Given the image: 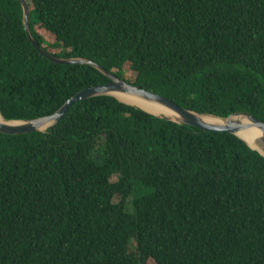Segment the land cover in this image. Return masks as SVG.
I'll use <instances>...</instances> for the list:
<instances>
[{
  "label": "trees",
  "instance_id": "16d2710c",
  "mask_svg": "<svg viewBox=\"0 0 264 264\" xmlns=\"http://www.w3.org/2000/svg\"><path fill=\"white\" fill-rule=\"evenodd\" d=\"M27 1L52 54L97 61L199 113L264 120V0ZM110 81L46 58L22 3L0 0L6 119L54 114ZM151 260L264 264V155L113 95L74 103L47 131H0V264Z\"/></svg>",
  "mask_w": 264,
  "mask_h": 264
},
{
  "label": "water",
  "instance_id": "95a60500",
  "mask_svg": "<svg viewBox=\"0 0 264 264\" xmlns=\"http://www.w3.org/2000/svg\"><path fill=\"white\" fill-rule=\"evenodd\" d=\"M24 8V23L25 28L28 33L29 39L35 45V47L43 54L46 58L58 64H90L101 70L105 75L111 80L107 83L97 84L95 86L83 89L76 95L71 97L58 111L54 114L46 115L38 118L28 119V120H8L2 114L0 118V131L7 134H25L36 131H47L50 127L58 124L61 119L65 116L71 105L78 101L90 99L100 95H113L119 98L121 101L126 102L131 105L133 103L127 102L121 99L117 93H125L139 96L145 100L155 102L158 105L164 106L173 112L180 115L181 119H175L169 115L156 114L150 112L142 106V109L170 120H174L179 123L189 124L192 126L199 127L206 131H218V132H229L238 135L244 139L253 149L260 151L264 155V120L258 118L251 112H236L229 116H219L215 114H203L196 112L194 110L188 109L175 100L164 96L162 94L156 93L154 91L148 90L146 88L134 85L128 82L126 79L121 78L114 72L110 71L107 67L101 63L94 61L85 57H71L65 58L52 54L46 50L35 38L32 28H31V8L27 0H19ZM204 116H215L220 119V122H209ZM252 128H258L261 130V136L259 138L250 136L252 138L247 139L241 133L248 131ZM259 144L260 147L253 145L254 143Z\"/></svg>",
  "mask_w": 264,
  "mask_h": 264
},
{
  "label": "bare ground",
  "instance_id": "6f19581e",
  "mask_svg": "<svg viewBox=\"0 0 264 264\" xmlns=\"http://www.w3.org/2000/svg\"><path fill=\"white\" fill-rule=\"evenodd\" d=\"M117 95L121 99H123L127 102H130V103H133L135 105L142 106L145 109L149 110L150 112H153L156 114L169 115L175 119H181L180 115H178L177 113L173 112L172 110H170L164 106L158 105L155 102L148 101V100H145L139 96L131 95V94L117 93ZM0 118H2L1 112H0ZM204 118L209 122H220V119L215 117V116H204ZM241 134L250 140V138H252L250 136H253V135H254V137L259 138L261 136V130L258 128H252V129H249L248 131L243 132ZM253 145H255L256 147H260L258 142L257 143L255 142Z\"/></svg>",
  "mask_w": 264,
  "mask_h": 264
},
{
  "label": "rangeland",
  "instance_id": "374dc122",
  "mask_svg": "<svg viewBox=\"0 0 264 264\" xmlns=\"http://www.w3.org/2000/svg\"><path fill=\"white\" fill-rule=\"evenodd\" d=\"M40 31L43 32L47 37H51V35L45 29L40 27ZM150 264H156L155 260H151Z\"/></svg>",
  "mask_w": 264,
  "mask_h": 264
}]
</instances>
